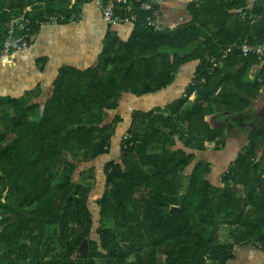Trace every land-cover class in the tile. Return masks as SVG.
I'll return each instance as SVG.
<instances>
[{"label":"trees","instance_id":"16d2710c","mask_svg":"<svg viewBox=\"0 0 264 264\" xmlns=\"http://www.w3.org/2000/svg\"><path fill=\"white\" fill-rule=\"evenodd\" d=\"M80 1L0 0V36L28 6L37 27L49 16L75 17ZM200 1L192 21L175 32L144 28L146 47L177 52L167 54L158 77H151L159 78L158 85L136 87L148 74L140 63L133 69V61L156 56L139 52V39L132 51L107 52L85 72L63 71L41 110L11 101L9 120H0V264H225L241 235L264 246V153L253 150L264 131L248 137L226 172L219 167L212 173L210 156L225 146V128L212 127L207 117L239 110L226 100V90L239 88L227 89L225 62L235 69L240 60L206 57L262 42L264 30L249 20L229 21L233 0ZM180 51L183 59L200 60L194 79L202 84L189 85L167 105L168 115L161 109L136 112L141 129L117 135L122 120L111 114L120 92L168 85ZM95 192L100 196L91 203ZM254 218L261 224L252 231L244 224ZM83 240L86 254L79 251Z\"/></svg>","mask_w":264,"mask_h":264},{"label":"crops","instance_id":"0c3cea01","mask_svg":"<svg viewBox=\"0 0 264 264\" xmlns=\"http://www.w3.org/2000/svg\"><path fill=\"white\" fill-rule=\"evenodd\" d=\"M222 1L228 4L231 2V0ZM241 1L242 6L233 8L235 3L239 4ZM73 2L74 0H69V5ZM201 3L200 0H165L158 8L157 25L152 30L161 34L175 32L183 24L192 21L193 9L198 8ZM256 7L263 9L260 15L254 11ZM76 8V16L69 20L61 21L56 16V21H49L37 27L33 25L29 36L31 39L29 49L17 55L15 65H0V120H9L8 106L13 100H18L25 105L39 104L41 110L52 95L63 71L85 72L101 63L107 52L112 55L118 49L131 50L137 45L139 39L141 40L138 45L139 52L154 51L156 56L147 62L136 59L133 61V69L140 63V70L148 74L147 78L144 77L145 80L138 81L139 84L136 87L142 89L150 82H155V85L160 83L159 78L157 81L151 79L158 77L161 66L167 63L166 55L177 52H170L163 45L158 49L146 47L149 39L144 28H150L145 23V17L148 15L146 12L140 13L142 25L138 20L111 25L102 17V5L99 0H82ZM227 8H229V10L226 9L230 15L229 21L249 20L252 23L255 22L259 30H264V0H233L232 5ZM241 10L245 11L244 18H241ZM183 55V51L176 55L182 59H176V70L168 85L149 93L120 92L118 107L111 114L112 117L119 115L122 120L116 126L117 135L120 136L129 128L135 131L141 129L140 122L134 116L136 112L146 113L161 109L165 115H168L169 111L165 109L167 105L182 97L189 85L202 84L201 78L194 79L200 60L198 58L183 59ZM215 55L211 52L207 53V60L209 62L219 60L221 63L224 58L225 61L232 58L240 60V63L233 69L231 60L229 63L225 62L227 89L233 85L239 88L238 91L226 90V100L229 104L238 105L239 110L225 111V115H222L220 119H217L215 114L207 117L212 127L225 128V146L215 152L213 157L210 156L213 174L216 167L225 168L226 172L238 154L247 148L248 137L254 132L257 133L258 130L264 131V58L259 59L254 54L242 53L237 48L230 53L225 49V57ZM209 58H215V60L211 61ZM147 67H149L148 70ZM237 68L238 71L239 68L241 70L238 73H236ZM126 85L128 86V83ZM195 98L196 93L189 95L190 100L193 101ZM213 149L214 145L207 148L210 152ZM253 150L258 155L263 154L264 139L260 140ZM259 224L261 223L254 218L251 222L248 220L244 226L255 231ZM242 231V228L238 227L237 236L242 234ZM239 240L233 245V257L225 264H259L262 257L259 244L246 241L242 235Z\"/></svg>","mask_w":264,"mask_h":264},{"label":"built area","instance_id":"2783aa9c","mask_svg":"<svg viewBox=\"0 0 264 264\" xmlns=\"http://www.w3.org/2000/svg\"><path fill=\"white\" fill-rule=\"evenodd\" d=\"M102 5V17L111 25L120 22H134L140 20V13L146 12L145 23L151 28H156L159 6L165 0H99ZM241 18H244L245 11L241 10ZM34 9L27 7L17 16L10 18L5 23L4 33L0 36V65L13 66L16 57L29 49L31 46V29L33 28ZM55 15L46 19H38L37 25L56 21ZM239 49L242 53L254 54L257 58H264V41L250 44L242 42L238 45L226 48ZM222 57H225L223 53ZM215 60V58H209ZM1 218V217H0ZM262 257L259 264H264V246L261 248Z\"/></svg>","mask_w":264,"mask_h":264},{"label":"water","instance_id":"95a60500","mask_svg":"<svg viewBox=\"0 0 264 264\" xmlns=\"http://www.w3.org/2000/svg\"><path fill=\"white\" fill-rule=\"evenodd\" d=\"M174 209L177 210V207L175 206L171 207V213L174 212ZM87 250H88L87 240H83V242L79 246V251L83 254H86Z\"/></svg>","mask_w":264,"mask_h":264},{"label":"rangeland","instance_id":"374dc122","mask_svg":"<svg viewBox=\"0 0 264 264\" xmlns=\"http://www.w3.org/2000/svg\"><path fill=\"white\" fill-rule=\"evenodd\" d=\"M218 169H219V167H216V168H214V171L218 172ZM99 196H100V193H98V192L93 193L92 197H91V203H95L96 199L99 198Z\"/></svg>","mask_w":264,"mask_h":264}]
</instances>
